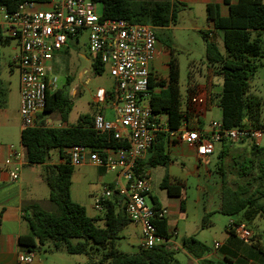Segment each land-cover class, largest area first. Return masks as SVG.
<instances>
[{
  "label": "trees",
  "instance_id": "trees-1",
  "mask_svg": "<svg viewBox=\"0 0 264 264\" xmlns=\"http://www.w3.org/2000/svg\"><path fill=\"white\" fill-rule=\"evenodd\" d=\"M26 0H0V5L10 13ZM39 1V0H30ZM102 7V19H124L131 24H149L163 29L174 24L178 7H185L174 0H91ZM228 5V14L222 17L216 5H206V21L213 28L212 32L203 34L206 40L205 59L207 75L204 85L207 93L206 108L215 101L221 112L224 128H250L264 132V116L262 101L250 93L249 81L253 77L256 66L252 59L264 57L260 46V35L264 32V2L263 0H238ZM219 33L224 46V54L219 51L216 41L210 33ZM8 42L1 36L0 43ZM93 72L99 74L103 64L96 57L91 63ZM169 74L165 89L159 94L151 92L153 79L149 78L148 104L153 114L164 116L168 128L177 130L183 124L189 128H200L202 121L194 126V116L186 104L189 95L194 92L197 84L192 75H188L187 96L182 98L179 89V69L176 60L171 59ZM212 76L221 79V90L214 94L215 85ZM72 79H66L64 89H55L47 93L46 107L40 122L34 128L22 130L20 145L24 150L27 165H45L44 181L49 189V202L55 207L54 212L43 210L36 204L23 208L22 220L27 224L29 232L18 237V246L23 252H34L48 246L49 251L63 250L68 255H90L89 264H177L175 251L165 245L151 249L139 247L135 253H123L116 248L120 233L131 222L125 213L122 199L114 195L105 204L102 216L89 217L84 207L73 202L71 198V179L74 171L70 164L67 150L73 146H86L92 151L101 152L114 149L120 145L111 134H99L93 130L91 116H81L71 126L53 127L47 125L44 117L58 114L61 123H65L71 111V103L67 89ZM164 86L165 84H160ZM109 94V92H108ZM4 93L0 88V114L5 105ZM190 98V97H189ZM233 143L224 142V151L219 155L224 159ZM163 136L149 149L146 161L137 163L135 172L142 173L143 169L166 167L170 158L164 153ZM252 158H244L240 163L233 162L237 176L244 182L232 188L227 180L223 164L218 165L217 174L221 176L219 212L227 217H233L236 223L248 225L258 218L264 217V147L252 144ZM52 151H57L63 161L58 165H46L50 161ZM161 189L170 197H181L184 185L180 182L169 183L165 178ZM154 207L158 208L154 202ZM208 216L204 215L202 227H210ZM102 222L98 226L97 222ZM157 234L170 239L167 233L166 219L154 222ZM1 226V214H0ZM228 229V228H227ZM233 237L234 234L228 230ZM236 238V237H235ZM237 239V238H236ZM256 237L248 242H254ZM242 244L247 243L241 240ZM182 248L199 257L207 248L195 237L183 238ZM259 258L250 264H264V244L254 243L250 246ZM98 256L96 260L94 257ZM225 262L204 264H228Z\"/></svg>",
  "mask_w": 264,
  "mask_h": 264
},
{
  "label": "built area",
  "instance_id": "built-area-1",
  "mask_svg": "<svg viewBox=\"0 0 264 264\" xmlns=\"http://www.w3.org/2000/svg\"><path fill=\"white\" fill-rule=\"evenodd\" d=\"M3 26L7 37L19 46L16 65L20 71L18 115L22 130L38 125L46 107L47 93L56 89L55 78L50 79L47 74L54 54L65 47L69 37L83 30L89 32V52L109 67L115 81L109 94L98 88L93 98L95 105L109 102L113 119L97 114L92 127L99 134H111L120 145L101 152L77 145L69 148L67 155L73 166L88 164L116 173L110 189L95 200L94 209L103 212L114 195L122 199L128 220L140 228L144 249L170 243V239L157 234L154 225L155 221L166 219L168 211L146 203L151 194L150 180L135 172L137 163L146 157L160 135L165 144L180 142L190 146L198 158L211 156L215 146L224 142L249 140L259 145L261 141L264 133L261 130L227 129L220 121H211L205 128H189L183 124L177 130H170L164 116L153 114L146 99L157 37L156 28L149 24L102 19L91 0H54L51 11L38 10L34 1L26 0L13 12L4 11ZM191 102L199 107L204 105L203 98L197 96ZM15 157L11 154L6 164H11ZM19 174L20 167L14 166L9 173L10 180L17 181ZM227 228L238 240L248 242L252 238V232L243 223L230 220ZM214 248L217 250L219 244L215 243ZM33 259L34 252L26 251L18 254L17 261L30 264Z\"/></svg>",
  "mask_w": 264,
  "mask_h": 264
},
{
  "label": "rangeland",
  "instance_id": "rangeland-1",
  "mask_svg": "<svg viewBox=\"0 0 264 264\" xmlns=\"http://www.w3.org/2000/svg\"><path fill=\"white\" fill-rule=\"evenodd\" d=\"M96 11L98 15L101 14L102 7L100 4H96ZM207 27L206 8L193 3L190 9L178 7L175 23L168 28L155 31L161 44L170 49V58L176 60L178 64L179 89L184 99L187 96L189 74L193 76L196 84L202 85L200 88L197 86V89L205 92L204 79L208 69L205 59L206 40L203 38V34L207 32ZM88 35L87 30L76 35L69 44L66 54L63 57L54 58L47 71L50 79L55 78L56 89H64L68 77L73 80L67 89L71 103V111L64 123L67 126L74 125L81 116L91 117L96 108L99 110L102 107L106 108L107 105L94 104L95 92L98 88L111 91L115 85L107 65L103 66L101 73L95 74L93 72L91 63L94 57L89 52ZM216 44L219 51L224 54L221 36L216 39ZM14 46L15 41L13 39H8L5 44L0 43V88L5 95V105L0 114V147H12L18 151L21 149L20 120L18 117L20 71L12 62L16 55L11 49ZM260 46L264 50V32L260 35ZM252 61L256 66V71L249 81L250 93L262 101L264 116V57L254 58ZM211 79L215 85V94L216 91L221 90V79L218 76H212ZM103 113L106 119H113V113L110 109H106ZM50 117L59 119L60 116L51 114ZM220 117L221 112L214 101L209 106L205 118L202 119V124L207 126L211 121H219ZM252 144L255 143L249 140L235 143L234 148L236 149H229L224 159H220L217 151H215L209 161L206 157H195L194 153L183 145L179 147V152L182 155L171 156L167 167H156L151 170V193L159 202L168 199L166 191L160 187L166 175L170 179L174 178L181 181L184 185L182 215L173 214L171 217L175 227V232L170 238L173 244L180 247L182 239L192 235H196V239L205 243L210 249L214 243L223 241L226 237L228 223L233 220V217L224 216L219 212L221 176L216 173L218 165L223 164L222 168H224L228 183L232 188L242 184L244 180L237 176L233 162L240 163L244 158H252ZM259 147H264V133ZM57 158L58 152L52 151L50 159L55 160ZM115 174V172L110 171L100 172L88 164L75 166L70 187L73 202L84 207L89 217L102 216L101 212L94 209V202L103 196L106 190L110 189ZM27 179L29 180V177ZM35 192L40 201L45 200V203H40L43 210L48 212L56 210L49 201H46L48 200L49 189L45 182ZM173 202L175 204L180 202L181 204V200H174ZM146 203L152 205L149 198H147ZM174 210L176 211L177 207ZM204 215L208 216L207 219L211 224L209 228L201 226ZM97 225L102 226V222L98 221ZM246 226L252 232L251 239L254 238L253 233H256L264 244V217L258 218ZM25 231L27 233L28 229ZM139 236V226L130 223L120 233L116 248L123 253L137 252L139 250ZM97 258L98 256H95L94 260ZM175 259L180 264L189 263L186 253L181 249L176 252ZM90 261V255L71 256L63 250L51 252L48 246H44L34 251V259L30 264H89Z\"/></svg>",
  "mask_w": 264,
  "mask_h": 264
},
{
  "label": "crops",
  "instance_id": "crops-1",
  "mask_svg": "<svg viewBox=\"0 0 264 264\" xmlns=\"http://www.w3.org/2000/svg\"><path fill=\"white\" fill-rule=\"evenodd\" d=\"M174 1H177L178 3L184 5L185 6L184 8H189V9L191 8L193 3L202 5L205 8H206V5L213 4V5L218 6L220 15L222 17H225L228 14V5H225L223 0H174ZM237 1L238 0H230V4H235ZM34 2L36 3V8L38 10L51 11L54 9V0H39V1H34ZM4 11H5V8L0 5V33L2 37L9 39L6 35L4 26H3ZM157 29L158 28H156V30ZM206 30L208 32H212L213 28L210 24H208V27ZM210 34L212 36L211 38L215 41L218 38V36H220L219 33H215V32L210 33ZM74 37L75 36L68 38L65 47L61 51L55 53L53 59L56 57H63L66 54L69 44L73 41ZM11 49L13 50V52L16 53V55L13 57V60H12L13 64L16 65V57L19 54V46L16 41H15V46L12 47ZM169 54H170V49H168L166 46L161 44V41L157 39L155 60L150 65V77L151 79H153L152 83L154 86L151 92L154 94H159L162 90L165 89L166 81L168 79V74H169L168 64L170 60L172 59L170 58ZM160 84H165V85L161 86ZM197 86L198 88L202 87V85H198V84ZM204 88H205V85H204ZM107 92H110V91H107ZM219 92L216 91L215 94ZM196 96L203 98L204 105L199 107V106L192 104L191 99ZM189 97L186 100V104L188 105V108H190L194 116V121H196L194 122V126L196 127L199 125L197 121H202V119L205 118L206 112L208 110L206 108V101H207L206 88H205V92H201L196 87L194 92L190 94ZM148 100H149V96L147 95L146 103H148ZM104 105H107V107L106 108L102 107L100 110L99 108H96L92 114V117H94L97 114H104L103 112L106 109L111 110L109 102ZM44 119L46 120L49 126L56 125L53 127H61V126L67 125V124L61 123L60 117L59 119H56L50 116H45ZM220 120H221V117L219 121ZM205 127L206 126L204 124H201L200 128H205ZM19 129L21 133L22 131L21 127ZM234 144L235 143H233L229 149H236L234 148L235 146ZM183 145L188 147L189 151H192L196 157V154L193 148L185 144H182L180 142L165 144L164 153L169 158L171 156H174V157L181 156L182 153L179 152V147ZM224 147L225 146L223 145V143L217 144L215 146L214 153L215 151H217V155H220L224 151L225 149ZM214 153L211 156L206 157V159L209 161V159L213 157ZM11 154H14L16 157L13 159L11 164H6V160ZM147 158H148V153L146 157L142 160L146 161ZM62 162L63 161L59 158V155H58L57 159L55 160L50 159V161L46 165L54 166V165L61 164ZM14 166L20 167L19 179L17 181H11L9 178V173L13 169ZM41 168H42L41 170L42 172L40 171ZM153 169L155 168H146L142 170V174L147 176V178L150 180V183H151V170ZM99 171L105 172L103 170H99ZM44 174H45V165L30 166L26 164L24 150L22 147L18 151H15L12 147H9V148L0 147V214H1L0 264H21V263H18L17 261L18 254L23 252L20 250L18 246V237L21 235H26L29 232L27 224L22 220L23 208L31 204H36L40 207L41 202L45 203V200L40 201L39 197L37 196L35 192L36 189H38V187L41 186L43 182H45L44 177H43ZM27 176L29 177V180L27 179L28 178ZM116 177L117 175L115 174V177L113 181L111 182L110 186L114 183ZM165 178H167L170 184L175 183V182L181 183V181L177 179H174V178L170 179L167 175L163 178V180ZM149 199L152 202L151 206H154V202H155L157 203L159 207L165 208L168 211V214L166 217L167 233L168 235L172 236L173 232H175L174 231L175 227L172 224L171 217L173 216V214H179L180 216L182 215L183 195L181 197L168 196V199L166 201L159 202L156 199V197L153 196L151 193L149 196ZM174 200H177V201L181 200V204L180 202L178 204L177 203L175 204V202H173ZM46 201H49V199ZM175 207H177L176 211L174 210ZM234 219L235 218H233V220ZM206 228H209V227H206ZM25 229H28L27 233ZM253 234H254V237H256L253 243L247 242V243L242 244L241 242L237 241L235 237L229 234L228 229H226V237L223 239V241L216 242L219 244V248L217 250L214 248L215 243L210 249L207 247L205 243H202L200 240H198L207 248V251L201 254L198 258L194 257L192 254H190L185 249H183L182 245L178 247L177 245L173 244L170 241V243L166 246L169 249L175 251V253L180 249L184 253H186L188 257V261H189L188 264H204L205 261H210L213 263H219V262L224 263L225 260H229L231 262L228 264H250L252 261H255L257 258L260 259V257H258V255L256 254V251L254 249H251L250 246L258 242L260 244H263L260 241L259 236L256 233H253ZM174 235L176 234L174 233ZM192 236L195 237L196 235H192ZM141 243H142V240H141V235H140L139 236V247H141ZM176 262L177 264H180L177 260Z\"/></svg>",
  "mask_w": 264,
  "mask_h": 264
}]
</instances>
